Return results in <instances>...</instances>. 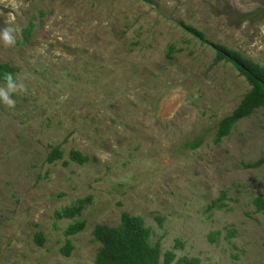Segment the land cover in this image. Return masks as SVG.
Wrapping results in <instances>:
<instances>
[{
    "label": "rangeland",
    "instance_id": "obj_1",
    "mask_svg": "<svg viewBox=\"0 0 264 264\" xmlns=\"http://www.w3.org/2000/svg\"><path fill=\"white\" fill-rule=\"evenodd\" d=\"M182 23L264 67V0H0L25 85L0 104V264H95L122 213L160 264H264V108L217 139L250 87Z\"/></svg>",
    "mask_w": 264,
    "mask_h": 264
},
{
    "label": "trees",
    "instance_id": "obj_2",
    "mask_svg": "<svg viewBox=\"0 0 264 264\" xmlns=\"http://www.w3.org/2000/svg\"><path fill=\"white\" fill-rule=\"evenodd\" d=\"M181 26L184 30L200 38L209 46H212L215 50V60L230 63L244 77L250 87L233 112L220 120L217 132V139H220L229 133L230 127L236 121L251 115L258 108H264V67L233 49L205 41L203 36L191 26L184 25L183 23ZM30 30L31 27L24 30V37H28ZM5 72L6 66L0 65L1 79H3V73ZM60 157L61 153L59 149H54L47 159L52 162L54 159ZM71 158L78 163L87 161L85 156L75 151L71 152ZM255 165L257 164L252 166ZM254 205L258 211L264 209V198L257 197L254 200ZM80 211V207L78 209H68L62 216L73 217L80 213ZM77 227L78 225L70 226L66 234L75 233L79 230ZM149 236L150 230L144 224V220L139 216H131L127 213L121 214L120 221L116 226L97 225L93 230V237L99 244V247L94 263L160 264V243L157 241L154 246H151ZM175 246L182 245H179V241L176 240ZM65 250L66 255H68L70 252V242L67 243ZM175 258L173 250L166 251L163 254L162 264H171ZM178 264H198V262L196 259L182 257L179 259Z\"/></svg>",
    "mask_w": 264,
    "mask_h": 264
},
{
    "label": "clouds",
    "instance_id": "obj_3",
    "mask_svg": "<svg viewBox=\"0 0 264 264\" xmlns=\"http://www.w3.org/2000/svg\"><path fill=\"white\" fill-rule=\"evenodd\" d=\"M17 43L15 30L11 28H0V46L5 48L14 47ZM4 85L0 86V104L9 108L15 107L13 95L25 90L23 81L17 80L11 72L3 73Z\"/></svg>",
    "mask_w": 264,
    "mask_h": 264
}]
</instances>
